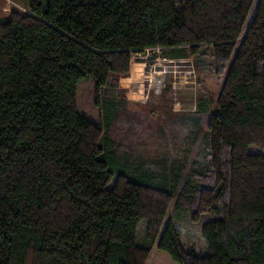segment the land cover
<instances>
[{"label": "trees", "instance_id": "obj_1", "mask_svg": "<svg viewBox=\"0 0 264 264\" xmlns=\"http://www.w3.org/2000/svg\"><path fill=\"white\" fill-rule=\"evenodd\" d=\"M154 50L226 74L211 168L172 191L110 187L114 152L78 89L91 79L98 104ZM175 190L199 251L169 215ZM154 245L180 264H264V0H29L0 21V264H148Z\"/></svg>", "mask_w": 264, "mask_h": 264}, {"label": "rangeland", "instance_id": "obj_2", "mask_svg": "<svg viewBox=\"0 0 264 264\" xmlns=\"http://www.w3.org/2000/svg\"><path fill=\"white\" fill-rule=\"evenodd\" d=\"M28 8L29 0H0V21L13 10L24 13ZM185 54L168 59L154 50L134 56L131 74L112 75L98 92V104L93 81L81 83L78 109L103 125L102 146L114 152L110 187L125 174L138 183L172 191L211 168L208 124L226 74L221 78L216 74L212 56ZM125 84L128 88H122ZM106 99L118 102L112 108L107 105V110ZM174 192L169 215L182 233L193 236L199 251L201 233L189 222V213L174 208L178 190ZM148 264L180 263L154 245Z\"/></svg>", "mask_w": 264, "mask_h": 264}, {"label": "crops", "instance_id": "obj_3", "mask_svg": "<svg viewBox=\"0 0 264 264\" xmlns=\"http://www.w3.org/2000/svg\"><path fill=\"white\" fill-rule=\"evenodd\" d=\"M138 55V54H137ZM136 56V55H135ZM128 77V76H127ZM116 86V85H115ZM127 87V85L125 84L122 88ZM128 88V87H127ZM121 89V88H120ZM111 100V101H110ZM108 101L112 102V104L118 102V100L115 99H108ZM112 108V107H111Z\"/></svg>", "mask_w": 264, "mask_h": 264}]
</instances>
